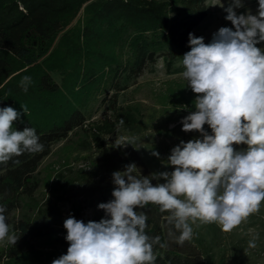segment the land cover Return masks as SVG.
Here are the masks:
<instances>
[{"label": "trees", "instance_id": "trees-1", "mask_svg": "<svg viewBox=\"0 0 264 264\" xmlns=\"http://www.w3.org/2000/svg\"><path fill=\"white\" fill-rule=\"evenodd\" d=\"M206 0H0V107H13L20 119L13 122L16 130L32 127L40 137L44 150L13 157L0 163V205L5 213L10 233L18 237L15 245L7 241L2 257L8 262L19 258L35 260L43 255L45 263L67 253L66 229L57 220L53 197L45 208L39 207L35 218L23 215L9 221V214L18 210L23 199H33L39 181L37 169L50 153L55 141L79 129L82 136L79 149L94 151L98 156L89 170H78L65 178L63 185L55 183L52 194L62 201L73 190L71 215L82 216L92 207L95 196L99 204L114 199L112 173L125 166H137L134 175L149 176L152 172L135 151L122 156L118 149L107 146L105 137L125 128L131 135L145 131L138 118L140 108L117 107L114 96L110 110L114 118L85 125L84 109L95 91L106 84L119 91V81L127 76H140L149 64H154L167 49L172 52L168 67L176 55L190 51L189 33L207 17ZM84 9V16L67 29ZM124 50H126L124 52ZM125 54V55H124ZM58 75L60 82L54 79ZM31 77L25 92L20 82ZM173 95L185 97L189 87L171 89ZM22 105L27 106V114ZM85 126V127H84ZM72 171L73 169H69ZM153 184L157 181L153 180ZM96 196V197H97ZM138 212L146 213L149 236H159L167 247L154 246L155 264H205L193 252L186 253L189 241L176 246L169 240V232L179 235L170 226L167 212L158 205L148 204ZM107 218L98 207L89 220L99 222ZM48 238L55 244L51 253L37 251L34 240ZM191 248V247H190Z\"/></svg>", "mask_w": 264, "mask_h": 264}, {"label": "clouds", "instance_id": "clouds-1", "mask_svg": "<svg viewBox=\"0 0 264 264\" xmlns=\"http://www.w3.org/2000/svg\"><path fill=\"white\" fill-rule=\"evenodd\" d=\"M243 7V0H229L223 10L235 30L221 27L210 43L189 33L182 76L196 94V110L180 123L182 131L200 137L171 149V172L138 177L134 163L113 172L114 199L98 204L107 218L85 223L70 215L63 224L67 253L51 264H155L154 246L167 243L146 232L148 217L137 209L148 204L169 213L166 221L179 232L175 242L180 245L192 239L191 225L197 221L230 232L259 211L264 202V48L257 45L264 42V0H258L256 14L249 9L238 15L236 9ZM31 82L25 76L20 86L26 92ZM21 108L27 114V106ZM20 115L13 107H0V163L44 150L34 128L13 127ZM161 179L165 182L152 183ZM6 211L0 205V242L15 245L18 237L10 233ZM256 238L249 247L256 246Z\"/></svg>", "mask_w": 264, "mask_h": 264}, {"label": "rangeland", "instance_id": "rangeland-1", "mask_svg": "<svg viewBox=\"0 0 264 264\" xmlns=\"http://www.w3.org/2000/svg\"><path fill=\"white\" fill-rule=\"evenodd\" d=\"M228 3L229 0H206L207 17L193 29L192 33L197 37L202 36L207 44L211 42L213 33L221 27L233 28L231 22L225 19L227 13L223 10L228 6ZM243 3V8L236 9L238 15L246 13L249 9L253 14H256L258 0H243ZM222 5L223 7H221ZM83 16L84 9L66 30L76 25ZM233 30L235 29L233 28ZM257 46L264 48V42ZM183 55H176L174 63L168 67L172 52L167 49L164 55L158 57L154 64H149L140 76L131 78L124 76L118 82L121 90H114L108 83L104 88L97 90L100 91L98 96L95 91L94 97L84 109L85 125H88L90 122L114 118L113 112L110 110V102L114 96H116L118 108L127 106L140 108L138 118L142 122V127L146 129L145 131L131 135L127 129L119 128L114 134L106 136L105 142L107 146L118 149L122 156L128 155L129 151L137 152L152 173L173 171V167L167 164L171 149L181 140L187 142L200 137L198 132L186 133L182 131L180 123L183 117L196 110L194 106L196 94L185 92V97L181 98L170 92L171 89L188 87L187 80L182 76L185 70L182 64ZM54 79L60 82L62 78L54 75ZM204 127L211 134L210 128L207 125ZM79 131V129H75L69 132L66 137H61L53 143L50 153L43 158L37 169L36 177L39 184L33 199H23L20 208L9 214V221L23 215L34 219L37 209L45 208L46 199L53 197L54 207L57 210L56 219H60L61 227L63 226L64 221L71 215L70 199L74 192L70 190L65 200L58 201L51 192L52 186L55 183H59V186L63 185L65 178L70 177L73 172L81 169L89 170L91 163L98 156V153L94 151L83 152L79 149L82 138L80 134H76ZM133 138L134 142H132ZM130 142L132 144H129ZM234 147L239 150L243 146L234 145ZM153 152H158L159 157L154 156ZM157 182L164 183L165 181L161 179ZM96 196L95 209L87 208L82 216L75 217L77 220L85 222L94 217L100 202L99 196ZM191 226L193 237L185 252H193L205 264H264V202L261 203L258 212L252 213L230 232L223 231L216 223L201 224L197 221ZM168 236L172 244L179 245L175 242L177 235ZM254 236L257 237L256 246L249 247V241ZM34 242L37 251L51 253L54 249H58L55 244H49V239L45 237L34 240ZM6 244L7 239L0 242V264H46L45 255L40 260H35L34 254H29V260L19 258L15 262H8L2 257Z\"/></svg>", "mask_w": 264, "mask_h": 264}]
</instances>
